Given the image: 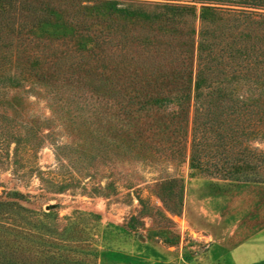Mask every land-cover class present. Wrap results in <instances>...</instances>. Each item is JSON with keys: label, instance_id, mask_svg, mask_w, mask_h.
<instances>
[{"label": "rangeland", "instance_id": "1", "mask_svg": "<svg viewBox=\"0 0 264 264\" xmlns=\"http://www.w3.org/2000/svg\"><path fill=\"white\" fill-rule=\"evenodd\" d=\"M88 1L0 10V264H264V7Z\"/></svg>", "mask_w": 264, "mask_h": 264}, {"label": "trees", "instance_id": "2", "mask_svg": "<svg viewBox=\"0 0 264 264\" xmlns=\"http://www.w3.org/2000/svg\"><path fill=\"white\" fill-rule=\"evenodd\" d=\"M198 1H204V0H192V2H198ZM208 1V0H205ZM212 1L215 4H221V5H225L224 2L227 3H231L229 5H235V6H242L243 4H253V3H247L249 0H209ZM89 4L91 3V1H88ZM218 2V3H216ZM260 4L256 5H260L262 7H264V0H259ZM3 4L4 5H8L9 7L12 6V4L10 2H8V0H0V10H3ZM135 3L129 0H96V4L95 5H82V9L84 10V12L86 13V15L89 13H91V11L96 10L97 12H99V16L102 17H106L109 16L111 12H113L114 14H118V17L123 18L124 20H128V19H132L133 17L138 16V12L134 11L132 8H134ZM108 8V9H106ZM164 8L169 12V13H183V11L185 10H193L194 8L192 6H180V5H166L164 6ZM183 10V11H182ZM218 10V8H214V7H203V14H202V18L203 20H207V18H210L213 16H216V11ZM39 11L41 12H46L49 13L50 15H54V16H63V14L65 13L64 10L58 9L56 6L54 7L52 4L47 3L45 5L44 8H39ZM85 15V16H86ZM42 20H39L38 22H36V25L41 24ZM137 40H141V43L146 42L149 43L150 41L148 40V38L144 37H139L137 38ZM95 41V39H94ZM94 41L91 39V42L94 43ZM129 42L124 40V44H128ZM96 44V41H95ZM160 58L163 59L162 56H158L155 55V58ZM123 58V57H122ZM148 59H151L152 57H147ZM153 60V59H152ZM165 60V59H164ZM122 62H126V58L122 60ZM152 64V63H151ZM156 66L153 67V71H151V73L155 74V70L157 69H162V70H158L156 71L157 73L155 74V76L158 78H160L162 76L163 73H165L166 75L168 74L167 71L163 68V65L158 62L157 64H155ZM162 71V73H161ZM158 78V79H159ZM197 88L200 89L199 86V79L197 81L196 84ZM175 98H178L179 100H181V98H179L176 95H173ZM153 98V97H152ZM166 98L167 97H157L155 99H153L154 104L156 105H162L164 102H166ZM196 113L197 115H195V126L197 127L198 123H200V116L202 114V112L200 113V109H196ZM198 148H199V144H195V146H193V150L191 152V166L193 169L199 170V171H203V168H201L200 166V159H199V152H198ZM239 182V181H238ZM240 183V182H239ZM255 183H263V182H255Z\"/></svg>", "mask_w": 264, "mask_h": 264}]
</instances>
